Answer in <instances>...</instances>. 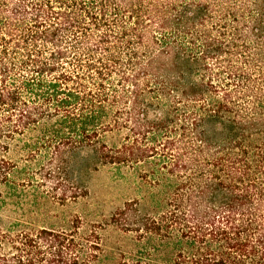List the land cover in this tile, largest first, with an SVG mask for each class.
<instances>
[{
    "label": "trees",
    "instance_id": "16d2710c",
    "mask_svg": "<svg viewBox=\"0 0 264 264\" xmlns=\"http://www.w3.org/2000/svg\"><path fill=\"white\" fill-rule=\"evenodd\" d=\"M0 264H264V0H0Z\"/></svg>",
    "mask_w": 264,
    "mask_h": 264
},
{
    "label": "rangeland",
    "instance_id": "374dc122",
    "mask_svg": "<svg viewBox=\"0 0 264 264\" xmlns=\"http://www.w3.org/2000/svg\"><path fill=\"white\" fill-rule=\"evenodd\" d=\"M107 185H109L107 174L98 173L91 182V189L95 197L70 201L66 205L50 204L37 212L7 213L8 220L19 218L36 227H55L60 225L64 219L80 217L87 224H101L103 217L109 215L112 203L119 204L117 201L121 200L122 196H126L123 188L117 187L109 191L106 188ZM99 230L103 233L104 239L112 245L122 238L118 232L106 231L103 230V227H100Z\"/></svg>",
    "mask_w": 264,
    "mask_h": 264
}]
</instances>
